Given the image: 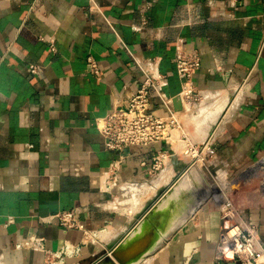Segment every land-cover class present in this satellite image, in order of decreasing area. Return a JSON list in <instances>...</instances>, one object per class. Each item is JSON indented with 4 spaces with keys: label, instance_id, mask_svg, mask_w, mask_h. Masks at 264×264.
I'll return each instance as SVG.
<instances>
[{
    "label": "crops",
    "instance_id": "0c3cea01",
    "mask_svg": "<svg viewBox=\"0 0 264 264\" xmlns=\"http://www.w3.org/2000/svg\"><path fill=\"white\" fill-rule=\"evenodd\" d=\"M179 47L201 58L193 77L196 102L180 98ZM154 71L165 75L163 92L190 144L204 145L202 156L219 162L229 177L257 162L264 169V0H0V264H47L68 243L80 255L66 264H95L154 205L156 194L189 173L193 165L173 146L108 151L97 128V118L127 101ZM152 107L170 113L158 96ZM168 151L166 166L154 172L159 152ZM120 158L123 183L105 192L99 175ZM194 189L175 193L173 208L161 212L160 241L167 237L141 264L215 263L223 221L206 208L202 183ZM191 190L197 206L179 216L181 198ZM243 201L264 244V193L248 191ZM70 209L86 229H104V239L85 245L82 230L49 220ZM28 236L41 238L47 251L17 250Z\"/></svg>",
    "mask_w": 264,
    "mask_h": 264
},
{
    "label": "built area",
    "instance_id": "2783aa9c",
    "mask_svg": "<svg viewBox=\"0 0 264 264\" xmlns=\"http://www.w3.org/2000/svg\"><path fill=\"white\" fill-rule=\"evenodd\" d=\"M236 0H231L235 4ZM52 49H55L52 47ZM87 63L93 74L101 75L98 62L93 56L87 57ZM201 67V58L194 52H188L180 47L176 61V70L184 82V90L180 98L196 102L198 93L194 88L193 77ZM31 71L37 72V66L32 65ZM167 85L165 75L158 71L146 72V78L123 104L114 106L105 116L97 118L96 125L103 136L105 149L122 152L127 148L148 146L164 142L173 146L174 132L181 129V121L176 112L171 109L172 98L168 97L163 88ZM158 96L168 107L170 113L166 116L158 114L152 107V97ZM183 138H187L183 135ZM188 140V139H187ZM166 152H159L153 164V171L161 170ZM121 158L114 160L99 175L100 187L105 192H111L123 183L121 175ZM215 206L223 221V230L218 245V257L214 264H264V244L258 236L256 227L248 220L245 210L234 203L229 194L222 200L208 201L206 208ZM203 209V208H202ZM59 226L65 229H80L84 232V244L100 242V234L104 229L88 230L78 219V210L70 209L53 216ZM48 221V220H47ZM34 248L47 251L41 238L28 236L21 240L16 249ZM79 248L66 244L60 250L50 254L47 264H66L67 258H77ZM229 255V260H226ZM223 262V263H222Z\"/></svg>",
    "mask_w": 264,
    "mask_h": 264
},
{
    "label": "water",
    "instance_id": "95a60500",
    "mask_svg": "<svg viewBox=\"0 0 264 264\" xmlns=\"http://www.w3.org/2000/svg\"><path fill=\"white\" fill-rule=\"evenodd\" d=\"M174 105L176 110L182 107L178 96L174 98ZM179 179L168 190H164L160 194L158 193L159 195L156 194L155 198H157L154 205L151 204L146 208L144 213L139 217V222L123 239L107 246L103 257L95 264H141L152 254L155 248L162 242L160 241L161 236L159 233L160 225H158L161 212L164 208H173L174 195ZM191 195L194 196V194L190 193L188 195L184 194L181 198L184 202L181 204L182 210L178 209V212H180L179 216L190 213L191 207L195 204L191 201ZM195 199L197 200L198 197ZM194 206H197V204Z\"/></svg>",
    "mask_w": 264,
    "mask_h": 264
},
{
    "label": "rangeland",
    "instance_id": "374dc122",
    "mask_svg": "<svg viewBox=\"0 0 264 264\" xmlns=\"http://www.w3.org/2000/svg\"><path fill=\"white\" fill-rule=\"evenodd\" d=\"M185 135L187 136V138H182V141L185 140L184 142L186 144V147H182L183 145L179 146L180 144L176 145V147H175L176 140H175V143L173 146V149L176 151L175 154L180 155V156L182 155V153H185L186 150H188L187 143L188 144L190 143L189 141L188 142L186 141L187 139H190V137L188 136V134H185ZM191 141H193V140L191 139ZM181 148H183V150ZM190 148H191V146H190ZM193 148L194 149L192 151L188 150V154L190 153L189 155L187 154L188 160H190V162H188V163L190 164V166L193 165L191 168H193L196 165H199V167H200L199 169L201 170V172H199V175H197L195 177L197 178V181L199 184L202 183V186L204 188L201 190V192H199L201 194L200 196L206 195L205 196V197H207L206 202L208 203V201L211 198L213 200H215L214 198H218L217 196H215V192L212 188L215 186V183H217V181H219L221 178H223L227 175L228 171H227V169L221 168L220 166H218L219 162H216L215 160H210L211 159L210 156H207L206 154L204 156H200L203 153L204 145H201V146L196 145L195 146V144H194ZM179 150H180V152H179ZM166 153L170 154V153H172V151H168ZM193 154H194V156H193ZM212 163L213 164L216 163L217 167H215L216 166L215 165L214 166L215 168H214ZM258 163L259 162H257L256 164L254 163L253 166H250L249 168L243 169L241 172H239L235 175H232V177L228 176L227 179H228V182H230V184L227 183L226 184L227 187H226V185H224L223 186L224 188L221 186V192H222L221 194L222 195H223V193L229 194V196L232 198L234 203L236 205H238L239 207H242L241 203L244 202L243 198L245 197V195L248 191L252 192V191L256 190V191H259L261 193H264V169H260V168H258V170L253 169V167L255 165H258ZM161 167L163 168L164 164H162ZM162 168H161V170H162ZM158 172H160V171H158ZM187 176H184V177H187ZM199 184H196L195 186L197 187V185H199ZM195 186H194V188H195ZM222 188H223V190H222ZM210 207L212 210H216L214 205L212 206L210 204Z\"/></svg>",
    "mask_w": 264,
    "mask_h": 264
},
{
    "label": "bare ground",
    "instance_id": "6f19581e",
    "mask_svg": "<svg viewBox=\"0 0 264 264\" xmlns=\"http://www.w3.org/2000/svg\"><path fill=\"white\" fill-rule=\"evenodd\" d=\"M212 94H214V93H212ZM212 94H210V97L211 96H213ZM229 94V93H228ZM207 95H209V94H207ZM215 95V94H214ZM183 101V100H182ZM186 103V102H185ZM192 105V104H191ZM209 105V104H208ZM190 106V105H189ZM185 108H186V106H185ZM195 108H197V106L196 107H188V109H187V111H190L191 112V114H192V112H193V110L195 109ZM199 110V109H198ZM187 113V112H186ZM184 115V114H183ZM183 117V116H182ZM185 119V118H184ZM193 119V118H192ZM201 120H200V122L202 123V124H204V125H206L207 127L212 123V121H210L209 119H207V118H200ZM217 120V119H216ZM186 121V120H185ZM195 123V122H194ZM185 124V123H184ZM199 126V125H198ZM185 127V126H184ZM183 127V128H184ZM187 129V128H186ZM209 133V132H208ZM185 134H187L186 132L185 133H183L182 131H181V129L180 130H177V131H175L174 132V137L172 138V143H173V146H174V143H175V140H176V143H175V147H176V145H179V146H182V147H186V144H185V140L184 141H182V138H183V135H185ZM189 134H190V131H189ZM204 135V134H203ZM218 135V134H217ZM190 136V135H189ZM204 139V138H203ZM189 140V139H188ZM188 140H186L187 142H188ZM191 141V140H190ZM183 142V143H182ZM194 142V141H193ZM190 146H191V148H190ZM193 146L194 145H191L190 143L188 144L187 143V147H188V150L190 151H192L194 148H193ZM182 150H183V148H181ZM177 150V149H176ZM185 150V149H184ZM188 150H186V152L185 153H182V156H186L187 154H188ZM198 151V150H197ZM174 152H176L175 150H174ZM179 152H180V150H179ZM184 152V151H183ZM194 152V151H193ZM178 153V152H177ZM175 154V153H174ZM186 154V155H185ZM190 154V153H189ZM188 154V155H189ZM187 155V156H188ZM171 156V154L169 155V154H164V158H163V164L166 166V163L168 162V159H169V157ZM186 156V157H187ZM193 156H194V154H193ZM192 156V157H193ZM200 156H202V154L200 155ZM203 156H204V154H203ZM187 159H188V157H187ZM189 161V160H188ZM181 162V161H180ZM264 162V161H263ZM262 162V163H263ZM198 163V162H197ZM172 164V163H171ZM213 164V163H212ZM264 164V163H263ZM173 165V164H172ZM216 165V166H215ZM217 167V164L216 163H214L213 164V167ZM257 166V165H256ZM259 166L260 165H258L257 167L259 168ZM212 167V166H211ZM214 167V168H215ZM220 167H221V165H220ZM164 168V167H163ZM162 168V169H163ZM200 167H199V165H196V166H194L193 168H191L190 169V171H189V173L188 174H186L185 176H187V177H183L179 182H178V185L176 186V191H175V193H179V192H181V191H183L184 190V188H186L187 186L189 187V188H192V189H194V186L196 185V184H199L198 183V181H197V178L195 177V176H197V175H199V172H201V170L199 169ZM257 168V169H258ZM262 168V167H261ZM256 169V170H257ZM170 170V169H169ZM253 171V170H252ZM175 172V171H174ZM204 172V171H203ZM205 174V173H204ZM168 176H173V173L172 172H169L168 174H167ZM212 175V174H211ZM226 175V174H225ZM161 176V175H160ZM165 176V174H163L162 175V178ZM174 176H175V174H174ZM229 176V171H228V173H227V175L225 176V177H223V178H221L219 181H217V183H215V186L212 188L213 190H214V192H215V196H217L218 198H214L215 199V201L216 200H222L224 197H226L228 194H225V193H223V195L221 194L222 192H221V186L223 187L224 185H226L227 183H229L230 184V182H228V179H227V177ZM169 178V177H168ZM199 178V177H198ZM202 178V177H201ZM165 179V178H164ZM200 179V178H199ZM219 179V178H218ZM165 181V180H164ZM214 181V180H213ZM200 182V181H199ZM162 185V184H161ZM232 185V184H231ZM163 186V185H162ZM210 186V185H209ZM196 187V186H195ZM226 187H227V185H226ZM224 188V187H223ZM223 188H222V190H223ZM157 189H158V187H157ZM208 189V188H207ZM159 190V189H158ZM149 191V190H148ZM154 192V191H153ZM156 192H157V190H156ZM191 192H192V194H194L195 195V192L193 191V190H191ZM210 194V193H209ZM154 195H155V193H154ZM153 195V196H154ZM144 196V195H143ZM211 196V195H210ZM151 199V198H150ZM210 199V198H209ZM174 205V204H173ZM139 209V208H138ZM177 210V209H176ZM131 211V210H130ZM138 211V210H137ZM130 213V212H129ZM136 213V212H135ZM134 215V214H133ZM193 215V214H192ZM179 219V218H178ZM186 221V220H185ZM182 223V222H181ZM158 225H160V222L158 221ZM105 235H106V233H101L100 234V237L102 238V239H104V237H105ZM162 236V235H161ZM110 237V236H109ZM167 237V236H166ZM165 237V238H166ZM164 238V237H163ZM164 238V239H165ZM107 240V239H106ZM162 240V239H161ZM163 241V240H162Z\"/></svg>",
    "mask_w": 264,
    "mask_h": 264
}]
</instances>
